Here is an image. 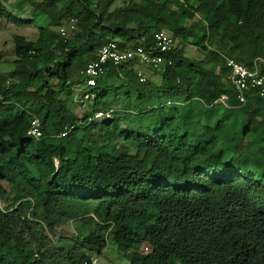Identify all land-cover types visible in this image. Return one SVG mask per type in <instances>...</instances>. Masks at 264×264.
Returning <instances> with one entry per match:
<instances>
[{
  "label": "trees",
  "instance_id": "16d2710c",
  "mask_svg": "<svg viewBox=\"0 0 264 264\" xmlns=\"http://www.w3.org/2000/svg\"><path fill=\"white\" fill-rule=\"evenodd\" d=\"M21 2L42 25L13 36L0 76V264H91L109 246L122 264H264V99L238 104L226 67L264 61V0H0V19L30 25ZM160 31L175 46L159 83L133 63L81 89L101 47L147 50Z\"/></svg>",
  "mask_w": 264,
  "mask_h": 264
},
{
  "label": "built area",
  "instance_id": "2783aa9c",
  "mask_svg": "<svg viewBox=\"0 0 264 264\" xmlns=\"http://www.w3.org/2000/svg\"><path fill=\"white\" fill-rule=\"evenodd\" d=\"M60 35L65 37L68 35L65 28L60 29ZM175 46L174 36L167 31H160L154 35V46L145 49L143 47H136L132 49H121L116 42H109L98 51L97 60L89 63L81 72L84 78V86L89 89L95 88L97 79L103 75L108 65L119 67L127 64H141L146 65L151 71L159 74L165 71L166 58L165 56ZM170 64V62H169ZM264 64L261 59L253 61L251 69L233 61L227 60L226 67L229 69L227 80L234 89L235 100L240 105L246 102V93L257 92L259 97L264 99V74L260 71V65ZM137 77L139 82L146 81L144 75L138 71ZM89 96L86 95L85 99ZM226 96H221L215 103H221L226 106ZM110 113H97L94 118L101 120L102 118H109ZM65 134H62L64 136ZM26 136L31 139L38 140L41 137L39 129V121L33 118L30 122L29 129ZM57 165V161L54 160ZM1 206V205H0ZM147 251V248H145ZM98 259L91 260V264H97Z\"/></svg>",
  "mask_w": 264,
  "mask_h": 264
},
{
  "label": "rangeland",
  "instance_id": "374dc122",
  "mask_svg": "<svg viewBox=\"0 0 264 264\" xmlns=\"http://www.w3.org/2000/svg\"><path fill=\"white\" fill-rule=\"evenodd\" d=\"M19 9L23 10V14L20 17L22 19L28 17V19H30L32 22L30 25L14 26L0 19V58L2 61H5L4 63L0 64V76L6 75L10 71V68H12V66L10 67V64L8 63L13 61L15 58L13 50L14 46L12 43L13 36L23 35L28 39H35L38 37V26L42 25V23H40V17L37 16L38 14L34 13V9L29 5V2H21L19 4ZM184 53L187 57L193 60H201L203 58L202 54H200L194 47L189 45L185 46ZM134 67L144 75L146 81H151L156 84L160 82L161 78L159 75L147 68L146 65H134ZM81 89L89 90V88L86 86ZM81 89L78 88L75 91V102L79 101ZM90 96L92 97L93 95ZM87 103L89 102H86L85 105ZM186 108L188 109L189 106H186L185 109ZM80 111H82V109ZM182 114L184 115L185 111H183ZM246 143L247 142H245V144ZM66 213V217L60 218L59 222L64 234L71 235L72 229L69 220L74 219V216L71 210H66ZM94 258L98 259L97 264H122L124 262L120 260V257L118 253H116L114 246H109V248L101 256Z\"/></svg>",
  "mask_w": 264,
  "mask_h": 264
},
{
  "label": "clouds",
  "instance_id": "9594fccd",
  "mask_svg": "<svg viewBox=\"0 0 264 264\" xmlns=\"http://www.w3.org/2000/svg\"><path fill=\"white\" fill-rule=\"evenodd\" d=\"M145 248H147V251H145ZM143 252L148 253V252H149V248H148L147 246L144 247V248H143Z\"/></svg>",
  "mask_w": 264,
  "mask_h": 264
}]
</instances>
